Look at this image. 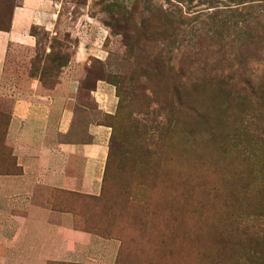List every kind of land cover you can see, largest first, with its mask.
<instances>
[{"label": "rangeland", "instance_id": "1", "mask_svg": "<svg viewBox=\"0 0 264 264\" xmlns=\"http://www.w3.org/2000/svg\"><path fill=\"white\" fill-rule=\"evenodd\" d=\"M23 2L0 0V29ZM36 8L34 44L6 60L10 80L53 88L80 49L81 88L103 80L119 99L105 118L113 136L102 195L54 205L119 240V264H264V0ZM0 153L13 173L3 137Z\"/></svg>", "mask_w": 264, "mask_h": 264}, {"label": "crops", "instance_id": "2", "mask_svg": "<svg viewBox=\"0 0 264 264\" xmlns=\"http://www.w3.org/2000/svg\"><path fill=\"white\" fill-rule=\"evenodd\" d=\"M39 3L24 0L9 30L0 31V137L14 158L10 173L0 153V264H119V240L79 228L64 202L54 205L56 196L102 195L113 136L105 118L117 111L115 86L98 80L81 88L80 49L53 88L23 74L12 81L6 70L12 49L34 44Z\"/></svg>", "mask_w": 264, "mask_h": 264}, {"label": "trees", "instance_id": "3", "mask_svg": "<svg viewBox=\"0 0 264 264\" xmlns=\"http://www.w3.org/2000/svg\"><path fill=\"white\" fill-rule=\"evenodd\" d=\"M9 28H10V26H9ZM8 30L0 29V31H8ZM237 84L238 85H244L245 87H249L248 83L245 80H240V81L237 82Z\"/></svg>", "mask_w": 264, "mask_h": 264}]
</instances>
